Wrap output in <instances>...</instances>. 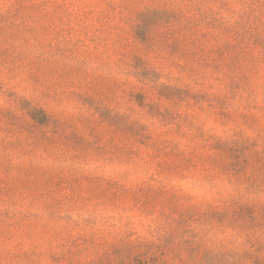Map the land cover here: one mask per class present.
I'll list each match as a JSON object with an SVG mask.
<instances>
[{
	"label": "rangeland",
	"instance_id": "1",
	"mask_svg": "<svg viewBox=\"0 0 264 264\" xmlns=\"http://www.w3.org/2000/svg\"><path fill=\"white\" fill-rule=\"evenodd\" d=\"M0 264H264V0H0Z\"/></svg>",
	"mask_w": 264,
	"mask_h": 264
}]
</instances>
